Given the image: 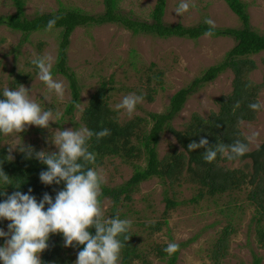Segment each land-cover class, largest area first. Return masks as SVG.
Here are the masks:
<instances>
[{
	"label": "rangeland",
	"instance_id": "374dc122",
	"mask_svg": "<svg viewBox=\"0 0 264 264\" xmlns=\"http://www.w3.org/2000/svg\"><path fill=\"white\" fill-rule=\"evenodd\" d=\"M157 1L118 0V9L121 14L132 19L151 22L150 14ZM242 1L247 5L252 29L264 34V0ZM187 2L190 4L189 11L180 16L175 12L180 0H165L163 23L194 26L211 19L216 27L242 26L224 0ZM72 8H80L96 16L104 11V4L102 0H24V13L28 18L43 12ZM14 11L13 0H0V14H11ZM58 42L59 29L35 31L25 38L19 31L0 26V90L4 87L14 89L12 84L18 72L28 74L29 77L22 84L31 90V99L40 104L43 110H52L54 114L59 111L61 114L59 123L52 122L51 129L33 125L15 139L1 134L0 147L9 148L11 145L8 143H18L23 139L25 144L34 146L37 151L56 150L54 145L47 142V138L57 128L83 127L80 120L82 111L90 96L103 82L108 88V103L112 110L126 95L135 93L143 96V102L137 105L131 116L123 110H114L121 122L134 116L148 118L149 112H165L170 97L177 90L189 86L209 66L220 63L235 44L234 38L229 36L203 35L197 39L159 37L151 33H133L119 23L79 25L69 37L66 64L78 79L81 96L78 107L71 114H66L65 108L71 99L68 80L61 74L53 75L55 80L65 85V93L61 98L54 91H48L46 85L37 78L38 69L30 62L37 56L50 55L54 65ZM249 58L255 66L248 72L247 78L258 87L255 101L264 103V51ZM232 79L233 71L227 68L215 79L196 87L171 121V126L182 129L192 114L206 117L210 112L218 111L216 100L231 92ZM146 94L151 95V100L146 98ZM237 128L245 132L249 129L257 131L259 136L249 150L257 148L264 140V109L254 113L250 121H240ZM172 148L181 149L171 132L165 130L160 134L157 144L159 157ZM18 153V150H14L12 155ZM246 160L244 162L248 163L247 170L250 171L251 161ZM132 161L140 165L145 163L143 160ZM220 165L231 169L242 168L243 162L222 161ZM97 168L105 178L104 184L110 187L121 185L133 173V164L125 163L117 156L109 157ZM168 182L157 177L147 179L140 183L130 200L118 205L120 213L124 214L122 218L132 222L130 230L134 233L133 242L143 250V257L134 259L132 264H164V260L154 253L153 248L183 241L188 243L178 249L177 264H213L210 253L228 223L233 230L228 235L226 255L220 258V264H251L254 256L261 257L260 264H264V248L257 241L254 228L255 206L247 198L250 184L221 195L205 193L197 202H191V197L197 192L196 185L184 180L170 187ZM166 195H174L177 201L185 203L167 212V225H163L160 231L149 233L144 224L163 220ZM111 204L109 198L101 204L105 218H108ZM7 225L4 220L0 228L7 231ZM4 243L5 238L0 237V246ZM64 249L67 252L68 248L64 246ZM77 253L75 250L69 251L72 264H75Z\"/></svg>",
	"mask_w": 264,
	"mask_h": 264
},
{
	"label": "trees",
	"instance_id": "16d2710c",
	"mask_svg": "<svg viewBox=\"0 0 264 264\" xmlns=\"http://www.w3.org/2000/svg\"><path fill=\"white\" fill-rule=\"evenodd\" d=\"M104 11L98 15H90L80 8L59 10L55 12H43L28 18L24 13V0H13L15 11L11 14H0V26L4 25L14 31L24 34L25 38L35 31L47 29V23L51 19H56L52 29H59V42L56 54V61L52 68V74H61L68 80L71 92V99L66 105L65 113L71 114L80 102L81 87L74 72L67 66V47L69 37L74 29L79 25H99L103 23H119L133 33H151L159 37L177 36L189 39H197L211 31V37L229 36L233 37L235 44L229 49L220 63L209 66L204 73L195 78L187 86L177 90L169 100L165 112L148 113V118L134 116L133 118L121 122L117 114L109 106L108 88L103 82L90 96L87 106L83 109L80 120L83 127L93 132L108 129L110 135L97 141L95 135L89 143V150L96 155V165L103 164L109 157L117 156L125 163L133 164V173L130 178L117 186L102 185L101 204L104 199L109 198L112 204L108 210V217L119 213L123 219L118 205L122 201L130 200L131 195L138 190L140 183L157 177L161 180L169 181L170 187L180 184L182 181H189L196 185L197 192L191 197V202H197L203 194L217 195L227 193L251 185L247 193L248 200L255 206V231L257 241L264 248V140L255 149L249 150L243 157L235 160L222 159L219 156L216 161L208 163L203 159L202 153L205 149L200 148L189 151L187 146L195 140L199 142L201 136L207 138L210 145L219 141L231 143L239 132L237 124L242 121H250L254 112L248 105L255 101L257 86L251 84L247 75L254 68V62L250 56L264 51V34H260L252 29L249 22L247 5L242 0H224L231 11L241 21L240 28L210 27L205 21L194 26H183L177 24H164L162 15L164 13L165 0H158L150 16L151 22L132 19L130 16L121 14L118 9V0H102ZM230 68L233 71L232 90L227 95L220 96L216 103L218 111L210 112L206 117L192 114L182 129H175L171 126V121L184 106L188 96L193 93L196 87L215 79L219 73ZM160 76V75H158ZM28 74L18 72L14 77L12 88H17L26 82ZM251 84V87L248 85ZM146 98L151 100V95L146 94ZM0 99H4L0 92ZM239 102V107L235 108ZM235 108V110H234ZM150 124V125H149ZM149 125V129L147 126ZM168 130L174 136L177 144L181 148L170 149L165 155L159 157L157 144L160 134ZM1 135V134H0ZM8 154L7 147H0V166L12 178L14 184H21L19 190L25 193L29 188L32 195L39 201L45 192L55 198L57 191L62 190L64 184L45 185L40 181V172L47 170V165L41 164L36 159H26L24 153L14 155L12 161L5 157ZM251 161L249 165L244 162ZM132 160L144 161V165L134 163ZM243 162L242 168H226L220 162ZM8 185L7 192L11 194L16 191L15 185ZM3 191V189H0ZM6 199L0 195V202ZM185 202L177 201L175 196H165V209L162 221H155L144 224L149 233L158 232L163 225H167L166 214L176 206ZM47 207V206H46ZM227 210V209H226ZM4 221V220H3ZM3 221H0L2 223ZM7 221V220H6ZM7 223H10L7 221ZM232 225L228 223L217 238L210 253L213 264H220V258L226 255L228 235L232 231ZM95 234V229H91ZM127 235L129 240L123 242L120 253L119 264H132L134 259L143 257V250L133 242L134 233L129 229ZM64 238L62 234H51L49 247L41 253L42 264H72L69 251L79 252L84 247H67L64 249ZM188 243L183 241L178 243L179 248ZM167 245H156L154 253L164 264H177L176 251L169 256L164 248ZM261 257L254 256L251 264H260Z\"/></svg>",
	"mask_w": 264,
	"mask_h": 264
},
{
	"label": "clouds",
	"instance_id": "9594fccd",
	"mask_svg": "<svg viewBox=\"0 0 264 264\" xmlns=\"http://www.w3.org/2000/svg\"><path fill=\"white\" fill-rule=\"evenodd\" d=\"M194 7V5H191ZM190 4L180 0L175 12L183 16L188 12ZM58 19V18H56ZM56 19L47 23L51 30ZM205 23L214 27V21L206 19ZM208 31L206 35H211ZM31 64L37 69V78L42 81L49 92H55L63 97L65 85L55 80L52 74L53 58L50 55L37 56L31 59ZM251 87V84L248 85ZM4 99H0V134L16 136L25 132L30 126L51 129L52 122H58L59 111L43 110L30 97L31 90L21 84L15 89L4 87ZM143 102V96L135 93L124 96L115 105L116 111H125L131 116L138 104ZM78 107V106H77ZM239 107V102L235 108ZM234 108V110H235ZM248 108L258 113L264 109V103L259 100L249 103ZM95 135L97 141L110 135L108 129L93 132L86 127L57 128L47 138L56 150L43 149L37 151L34 146L25 144L23 139L18 143H8V154L5 157L12 161L14 150L24 153L26 159H36L47 165V170L40 172V181L45 185L64 184L57 191L55 198L45 192L38 201L29 188L25 193L20 191L21 184H14L12 178L0 166V195L6 197L0 202V221L7 220V231L0 228V237L5 243L0 246V261L2 264H42L40 254L49 247L51 234H62L65 247H84L77 253L75 264H119L123 242L130 239L127 235L132 222L121 219L119 213L105 218L100 196L105 182L96 165V155L89 150V141ZM259 133L253 129L247 132L239 131L231 143L218 142L210 145L207 138L201 136L199 142L193 140L187 146L189 151L203 148V159L208 162L216 161L219 156L229 161L243 157ZM15 185L16 191L9 194L8 185ZM47 206V207H46ZM95 229V234L90 231ZM179 245L170 242L164 248L169 255L178 251Z\"/></svg>",
	"mask_w": 264,
	"mask_h": 264
}]
</instances>
